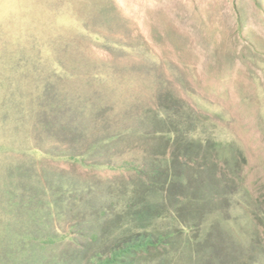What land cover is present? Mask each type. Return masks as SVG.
I'll use <instances>...</instances> for the list:
<instances>
[{
  "label": "rangeland",
  "instance_id": "1",
  "mask_svg": "<svg viewBox=\"0 0 264 264\" xmlns=\"http://www.w3.org/2000/svg\"><path fill=\"white\" fill-rule=\"evenodd\" d=\"M98 72L112 77L105 82L95 77ZM112 86L115 91L105 96L108 109L92 112L99 126L112 120L110 106L124 105L118 111L127 122L126 110L139 109L134 102L140 97L142 106H167L160 114H169L167 122L179 131L170 141L160 134H129L135 141L114 149L135 157L143 148L151 156L139 155L143 169L159 164V170L168 162L153 153L163 157L168 149L175 173L189 176L178 179L179 192L190 193L189 182L205 204L199 216H185L205 221L185 235L192 248L177 242L168 250L175 256L187 252L182 262L169 254L156 264H264V0H0V214L3 190L37 201L52 180L49 173L85 181L97 192L115 177L129 182L133 172L103 170L105 177L83 166L88 157L78 162L44 156L83 151L84 138L65 121L52 120L50 110L39 115L43 99L53 93L67 106L68 98H76L86 111L102 104ZM183 104L200 114L183 115ZM83 110L78 133L89 126ZM200 136L226 141L225 158L216 160L214 150L203 148L198 162L182 166V155L196 151L178 147V141ZM205 160L215 165L200 168ZM102 203L108 201L94 199L91 206ZM61 220L52 218L63 229L69 220Z\"/></svg>",
  "mask_w": 264,
  "mask_h": 264
},
{
  "label": "trees",
  "instance_id": "2",
  "mask_svg": "<svg viewBox=\"0 0 264 264\" xmlns=\"http://www.w3.org/2000/svg\"><path fill=\"white\" fill-rule=\"evenodd\" d=\"M94 75L100 79L104 78L105 82L112 77H107L105 72ZM113 87L104 92V96L99 99L102 104L94 105L86 111L74 102L76 98H68L67 106L58 104L57 95L53 93L43 99L44 103L41 104L42 110L39 115L47 114L50 110L51 115L55 116L52 120L57 119L58 122L60 119L62 123L65 121L70 131L76 130L77 137L84 138L83 151L79 150L78 153L66 155L59 151L55 154L47 151L44 156L50 159L78 162L88 157L89 160L81 164L91 167L93 171L107 170L112 175L133 172L132 177L128 178L129 182L124 184L126 182L121 179L122 177H115L107 180L108 183L103 187H97L100 189L97 192L85 181L78 182L69 176L54 173L52 177V173H49L52 180L47 184L48 188L47 186L41 188L44 196L39 197L37 201L31 199L33 196L29 201L24 202L25 197L17 196L9 188L3 190L6 197L0 214V264H156L160 256H164L168 261L169 254L172 255V259L182 262L184 255L188 253L183 254L182 251L183 256L180 253L175 256L172 252L169 253L170 247L175 249L178 247L177 242H180L179 246L192 248L190 244L192 238H186L185 235L189 230L197 229L205 221L190 222L185 216L193 212L199 216L205 204L189 182L185 186L187 189L190 187V193L179 192L181 184L178 179L185 182L189 180V176L182 174L179 176L180 173H175L172 167L173 162L171 163L173 155L170 153V159L166 157L168 149L161 153L163 157L157 156L159 152L153 153L156 158L168 162L166 167L159 170L158 164L143 169V162L139 161V155L151 158L145 149L138 148L139 154L135 157L126 149H121L120 153L114 149L117 143L124 145L125 142L135 141L134 137H129V134H160L166 136L169 141L173 140L174 136L171 137V135L179 134V131L167 122L169 114L166 118L160 114L161 109L167 106L162 107L153 103L142 106L138 103L141 100L138 97L134 103L139 104V109L132 107L124 114V118L128 119L127 122L124 124L121 122L123 117L118 111L123 110L124 105L118 109L110 106L106 114L108 118L112 117V120L109 118L106 124L99 126V120H96L98 115L95 114L101 109L104 111L108 109L109 105L105 96ZM114 89L116 88L112 90ZM147 95L152 98L148 93ZM58 109H61V112ZM82 110V121L89 126L85 125L83 131L78 133L76 127L82 124L79 118ZM93 111H96L94 117ZM193 113L200 114L195 108L186 106V111L182 114L189 117ZM159 114L164 118L163 122H160ZM205 118L207 120V117ZM149 126L153 129L149 130ZM204 140L213 141L208 146H204ZM225 145H227L226 141L210 137L203 139L200 136L198 139H189L188 143L181 142L180 138L178 147L183 146L184 150L196 151L189 156L183 154L184 162L181 165L189 167L194 161L198 162L200 150L203 148L214 150L216 160L225 158ZM102 152L107 153L108 158L97 157ZM34 153L36 157L37 154L40 155L39 150ZM179 155L181 154L175 156L178 160ZM95 156L96 159H94ZM238 162L234 160L233 164L237 166ZM204 164L215 165V162L205 160L199 164V167L202 168ZM107 175L104 173L105 177ZM53 188L55 190L52 191ZM94 199H105L108 204L102 203V207H93L91 205ZM53 217L58 220L68 219L69 221H65L68 224L60 229L55 221H52ZM192 221L195 219L193 218ZM39 227H44V231L39 230Z\"/></svg>",
  "mask_w": 264,
  "mask_h": 264
}]
</instances>
